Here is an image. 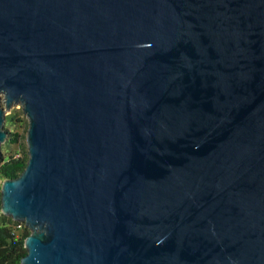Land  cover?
Returning a JSON list of instances; mask_svg holds the SVG:
<instances>
[{
    "label": "water",
    "instance_id": "95a60500",
    "mask_svg": "<svg viewBox=\"0 0 264 264\" xmlns=\"http://www.w3.org/2000/svg\"><path fill=\"white\" fill-rule=\"evenodd\" d=\"M0 96L21 264H264V0H0Z\"/></svg>",
    "mask_w": 264,
    "mask_h": 264
},
{
    "label": "trees",
    "instance_id": "16d2710c",
    "mask_svg": "<svg viewBox=\"0 0 264 264\" xmlns=\"http://www.w3.org/2000/svg\"><path fill=\"white\" fill-rule=\"evenodd\" d=\"M7 123H16L23 121L18 110L9 112L5 115ZM27 124H25L26 131ZM4 129L7 136L4 145L11 146L18 142L20 132L17 130H8L6 125ZM24 136V135H23ZM18 149L14 148L9 154L1 153L0 149V180L5 177L16 176L24 167L27 159V149L19 142ZM18 221L12 219L9 215L0 214V264H21L20 259L26 252L24 247V238L29 233L26 226H17Z\"/></svg>",
    "mask_w": 264,
    "mask_h": 264
},
{
    "label": "rangeland",
    "instance_id": "374dc122",
    "mask_svg": "<svg viewBox=\"0 0 264 264\" xmlns=\"http://www.w3.org/2000/svg\"><path fill=\"white\" fill-rule=\"evenodd\" d=\"M0 104L4 105L3 97H1V96H0ZM21 107H22L21 104L18 102V103H13L11 105V107H9V108H4V115L8 114L9 112L18 110L20 112V116L23 118V121L16 122V123H7L6 119L3 120V126L6 125L8 130H17L18 132H20V136L18 138V142L17 143L12 144L11 146L4 145V141H2L0 143L1 153H3V154L7 155L10 152H12L14 148L18 149L19 142L22 143L24 145V147L26 148V143H25V124H27V118H26L25 114L23 113ZM0 183H1V180H0Z\"/></svg>",
    "mask_w": 264,
    "mask_h": 264
},
{
    "label": "built area",
    "instance_id": "2783aa9c",
    "mask_svg": "<svg viewBox=\"0 0 264 264\" xmlns=\"http://www.w3.org/2000/svg\"><path fill=\"white\" fill-rule=\"evenodd\" d=\"M1 213H3V212H2V210H1V208H0V214H1ZM17 221H18L17 226H19V227H21V226H26L25 223H24V221H21V220H17Z\"/></svg>",
    "mask_w": 264,
    "mask_h": 264
}]
</instances>
